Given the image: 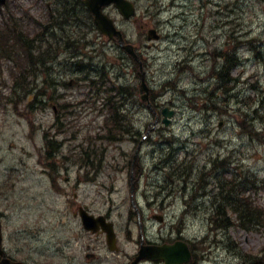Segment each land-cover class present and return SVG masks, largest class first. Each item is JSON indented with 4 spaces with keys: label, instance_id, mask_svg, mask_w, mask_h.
I'll use <instances>...</instances> for the list:
<instances>
[{
    "label": "rangeland",
    "instance_id": "obj_1",
    "mask_svg": "<svg viewBox=\"0 0 264 264\" xmlns=\"http://www.w3.org/2000/svg\"><path fill=\"white\" fill-rule=\"evenodd\" d=\"M46 1L7 0V4L22 22L24 13L45 22ZM132 1L136 6L133 18L123 19L113 6L106 12L125 39L136 46L146 82L155 92L153 101L158 105L151 101L153 108L174 110L169 128L154 124L156 111L140 100L139 92L131 98L129 92L134 90L128 88L127 94L112 97L116 84L139 86L137 71L128 54L98 33L86 11L84 16L79 13L75 31L65 29L67 36L88 42L83 55L71 59V50L58 45L55 57L46 60L44 67L34 65L26 77L28 87L36 84L28 95L21 88H17V97L13 95L10 64L0 60V213L3 245L15 259L31 264H128L141 241L160 244L177 235L191 241L203 238L210 232L206 221L210 210L203 203L210 204L213 183L203 190L207 193L204 199H196L183 216V203L165 197L159 185L163 173L155 166L165 154L161 150L179 160L191 158L194 172H212L211 160L220 157L230 167L224 177L239 174L242 180V174L253 173L255 188L248 196L264 207V0ZM8 8L0 7V26L7 19ZM58 10L62 11L60 4ZM25 25L26 34L38 30L33 20H26ZM149 29L159 39L148 40ZM45 39L53 43L62 36L57 31L51 40L48 35ZM231 41L236 42L240 58L231 71L237 78L232 96L218 98L223 111H207L204 99L215 86L208 76L213 52ZM81 57L83 61L76 66ZM70 79L73 83L68 85ZM164 83L170 87L164 89ZM43 85L48 90L46 99L30 106ZM112 105L124 109L134 121L140 140L124 133H114L118 140L106 137L108 126L105 129L102 124ZM249 130L258 131L259 138ZM44 134L58 143L53 158L59 162V171L51 169L59 173L55 191L44 172ZM137 146L138 158H133ZM90 149L94 165L87 170L83 156ZM132 160L145 167L143 174L130 171ZM211 175L214 179L218 174ZM195 191L196 197L198 189ZM197 198L203 197L197 194ZM78 204H85L95 215L106 214L113 222L117 251L107 248L104 234H92L82 227L79 217L73 215ZM153 214L164 215V221H157ZM207 238L209 247L202 252L203 258L192 264H252L243 254L259 253L264 224L252 230L232 225ZM92 252L95 257L86 259ZM139 264L160 262L143 260Z\"/></svg>",
    "mask_w": 264,
    "mask_h": 264
},
{
    "label": "trees",
    "instance_id": "obj_2",
    "mask_svg": "<svg viewBox=\"0 0 264 264\" xmlns=\"http://www.w3.org/2000/svg\"><path fill=\"white\" fill-rule=\"evenodd\" d=\"M73 15L74 14L69 11L68 14L63 11L58 15L54 14L51 22L48 24H46L47 22L45 23L46 25L43 23H38V27H41V31L37 32V34L33 36L31 33H25V24L16 18L13 12L9 13L8 18L4 21L3 27L0 29V60H4L10 64V69L8 71L12 79V93L15 95V97H17L19 94L17 88H21V90H23V95H28L29 93L33 92L31 89L36 86V84L34 86L28 87L29 84L26 83L28 82L26 77L34 70V65L36 66L40 64L42 67H44L46 65V60L53 59L56 55L55 49L58 46L57 42L52 44V47H49L46 44L49 43V45H51V43L43 39V34L46 33V30L52 31L56 24L59 28L60 25H58V22L65 23L66 20H69L70 22L71 20L75 19ZM36 41L39 44L36 45L33 43L34 45H32V42ZM64 43L65 49H70L72 51L71 53L74 55L80 53L78 54L79 56L83 55V50L88 45L87 41L81 42L80 38H71L70 36H67L66 42ZM41 45H44L42 49H40ZM227 45V47L213 52V64L210 71L208 72V76L214 80L215 86L211 93H209L204 99L205 104L203 105V108L207 111L217 109L220 111L224 110V107L221 104L222 102H218V98L223 97L222 100L230 98L233 92V84L237 80V78L233 77L231 74L232 69L238 66L240 63V58L237 54V50L235 49L237 44L236 42L231 41L228 42ZM36 51L37 54H34ZM82 61L83 60L81 57V59L76 60L77 64L75 65L77 66L78 63H81ZM134 64L135 67L138 68V63L134 62ZM79 66V69L82 70L81 64H79ZM43 81H46V78H44ZM91 81L93 82L95 80L92 79ZM163 86L164 89H168L170 84L164 83ZM48 87L50 89L53 88L51 85ZM44 88H46V86L43 85V87H40L38 91L34 93L35 97L31 100L30 106L35 103L40 104L42 103V100L46 99L48 90L47 88L46 90ZM128 88L134 90L133 93L129 92L131 93L130 96L132 98L133 94L138 91V87L136 85L131 86L127 84H116L115 86H112V91L116 90L115 93L112 92V97L114 95L120 97L124 93L127 94L126 92H128ZM118 101L121 103L120 99ZM108 111H110V115L105 117L102 126L105 129L108 126V129L105 130V133L109 140L117 139L114 136V133H117V135L124 133L128 137H135V139L139 137L140 139V133L135 130L132 124L134 121L132 122V119L124 109H120L118 105H116L114 108V105H112ZM254 111L256 113V110ZM248 114H251V112H248ZM249 132L250 134H254V136L259 138L258 131L254 132L253 130H249ZM44 137L46 142V153L44 155L46 160L50 162L47 163V166H50V168L55 171L56 167L58 166L55 162V159L53 158V153L55 152L54 147L56 149L58 143L56 140L49 138L47 134H44ZM91 151V149L90 151H85V155L83 156V160L85 162L87 161L86 166L94 165L93 157L89 155ZM175 165L176 163H172V167L175 168L171 171V175L178 178L179 180H181L183 177L182 180L186 181L189 177V170L185 173L184 166H181L180 164L176 166ZM178 167L180 170L176 169ZM254 179L255 177L252 174L246 173L242 187H240V181L237 182L238 180L236 176L234 178L229 177L228 179L221 178V180H219V194L225 192L227 199L224 200L222 196V199H218V201L220 199L221 201L218 202L219 205L213 206L215 211L214 213H217V211L221 214L226 212L235 213L239 225L245 229H255L261 227L264 224V207L254 204L252 199L248 196V194H246L248 193V190L254 189ZM262 252L264 256V247ZM262 259L263 258L260 256L259 258H256L255 262L258 264Z\"/></svg>",
    "mask_w": 264,
    "mask_h": 264
},
{
    "label": "water",
    "instance_id": "obj_3",
    "mask_svg": "<svg viewBox=\"0 0 264 264\" xmlns=\"http://www.w3.org/2000/svg\"><path fill=\"white\" fill-rule=\"evenodd\" d=\"M5 0H0V4ZM83 3L93 15V22L96 25L100 33L108 36V38H114L117 36L119 45L129 54L136 57L134 45L130 43H124L122 33L114 25L113 19L103 12V6L113 3L116 9L124 18H129L135 13L134 4L130 0H83ZM148 39L158 38L154 29L148 31ZM140 88L142 90L141 98L148 100L149 87L146 84L143 77H141ZM163 121L165 124L169 122V117L172 116L173 111L169 108L162 110ZM80 217L85 229L92 232L98 231L101 228L106 232V242L109 249H116V238L111 222H107L103 216H93L88 214L83 208L80 209ZM1 226H0V255L1 264H26L20 261H12L5 256L4 250L1 248ZM141 258H150L153 260L162 259L164 264H183L190 261L191 255L186 243L182 241H176L171 245L162 246H141L137 257L131 264H135Z\"/></svg>",
    "mask_w": 264,
    "mask_h": 264
},
{
    "label": "bare ground",
    "instance_id": "obj_4",
    "mask_svg": "<svg viewBox=\"0 0 264 264\" xmlns=\"http://www.w3.org/2000/svg\"><path fill=\"white\" fill-rule=\"evenodd\" d=\"M68 11L71 12L72 14H74V18L77 22H79V14L76 11V5L75 3L72 2V0L64 2L63 3V12L68 14ZM133 193V191L131 192ZM219 205V204H217ZM209 216H210V212L209 214L206 215V221H209ZM229 220V213H223L219 215V219H218V224L222 227H226L227 223Z\"/></svg>",
    "mask_w": 264,
    "mask_h": 264
},
{
    "label": "flooded vegetation",
    "instance_id": "obj_5",
    "mask_svg": "<svg viewBox=\"0 0 264 264\" xmlns=\"http://www.w3.org/2000/svg\"><path fill=\"white\" fill-rule=\"evenodd\" d=\"M65 2H67L68 0H64ZM74 1H77V3H82V0H74ZM55 3H56V0H51V1H47V3H46V5H47V7L51 10V8H52V5H55ZM82 8H77L76 9V11L77 10H81ZM192 185V190H191V194H192V198H196L197 197V195H196V197H195V195H194V193L193 192H195V186H196V182H194V183H192L191 184ZM176 188V187H175ZM74 196H75V194H74ZM74 212L75 211H73V214H74Z\"/></svg>",
    "mask_w": 264,
    "mask_h": 264
}]
</instances>
